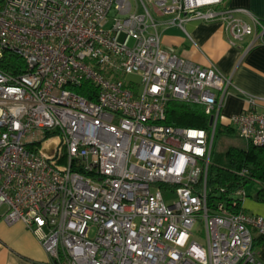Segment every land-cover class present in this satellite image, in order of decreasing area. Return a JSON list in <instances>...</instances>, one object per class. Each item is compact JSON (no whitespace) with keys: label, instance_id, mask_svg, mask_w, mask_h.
Segmentation results:
<instances>
[{"label":"built area","instance_id":"obj_1","mask_svg":"<svg viewBox=\"0 0 264 264\" xmlns=\"http://www.w3.org/2000/svg\"><path fill=\"white\" fill-rule=\"evenodd\" d=\"M162 18L219 22L244 55L264 45V21L226 0H0V60L25 67L0 71V222L22 223L48 264H262L244 188L207 191L231 77L163 49ZM84 83L95 101L73 92ZM169 100L203 106L210 131L163 124ZM244 100L228 125L264 149V99Z\"/></svg>","mask_w":264,"mask_h":264},{"label":"crops","instance_id":"obj_2","mask_svg":"<svg viewBox=\"0 0 264 264\" xmlns=\"http://www.w3.org/2000/svg\"><path fill=\"white\" fill-rule=\"evenodd\" d=\"M226 7L246 11L264 21V0H226ZM169 19H160L158 28L163 49H171L178 57L201 68L212 67L221 75L231 77V87L219 109L218 126L219 132L238 136L228 125L229 118L246 109L245 97L264 99V45H257L244 55L249 39L230 45L231 38L219 22L189 21L181 30L168 25ZM226 128L232 131L226 132ZM247 145L237 146L245 149ZM210 162L223 165L212 152ZM241 207L245 214L264 218V201L257 197L248 199L246 194ZM254 250L260 263L264 264V237L254 235ZM0 264H48V257L22 223L8 226L0 222Z\"/></svg>","mask_w":264,"mask_h":264},{"label":"trees","instance_id":"obj_3","mask_svg":"<svg viewBox=\"0 0 264 264\" xmlns=\"http://www.w3.org/2000/svg\"><path fill=\"white\" fill-rule=\"evenodd\" d=\"M23 61L9 53H4L0 60V71L6 74L17 75L24 73ZM94 89L84 83L80 88H74L73 92L84 97L88 101H95ZM92 94V95H91ZM210 117L205 114L201 105L169 100L165 107V120L163 124L170 127L193 128L210 131ZM219 132L216 126L215 132ZM226 132L232 131L226 128ZM219 158V157H218ZM226 164H212L208 169L207 191L209 200L223 199L215 196L220 189L227 193L239 188H245L252 179L258 181L262 188L257 194V199L264 201V149L247 145L245 149L231 147L224 155ZM222 163V162H221ZM242 169L248 170V176L242 178L238 173Z\"/></svg>","mask_w":264,"mask_h":264},{"label":"rangeland","instance_id":"obj_4","mask_svg":"<svg viewBox=\"0 0 264 264\" xmlns=\"http://www.w3.org/2000/svg\"><path fill=\"white\" fill-rule=\"evenodd\" d=\"M122 81H126V80H132L136 85H134L133 87V92L138 93L140 88L138 86V79L137 78H130V77H124V78H120ZM209 138H211V135H209ZM241 143L245 144V142L240 139L238 136L236 135H228V134H224L221 132L216 131L214 133L213 139H212V153H213V157H219V159L221 160V162L223 164H226L224 155L227 152V150L231 147H235V148H239V146ZM50 145H55L56 144V140L55 139H51V141L49 142ZM262 186L261 184L256 181L255 179H253L252 181H249L246 184L245 190H246V194L248 199H254L256 197V194L259 190H261ZM175 199L173 194L170 193H165L164 194V200L166 203H169L171 201H173ZM193 235H194V240L197 242H202L205 238V231H204V226L202 222L196 223L193 227ZM259 260V258H258ZM260 261V260H259Z\"/></svg>","mask_w":264,"mask_h":264},{"label":"water","instance_id":"obj_5","mask_svg":"<svg viewBox=\"0 0 264 264\" xmlns=\"http://www.w3.org/2000/svg\"><path fill=\"white\" fill-rule=\"evenodd\" d=\"M211 124V121H210V123H209V125Z\"/></svg>","mask_w":264,"mask_h":264}]
</instances>
